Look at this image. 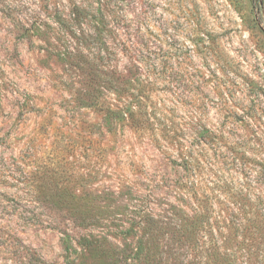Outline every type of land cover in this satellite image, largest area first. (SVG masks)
<instances>
[{"label":"rangeland","instance_id":"obj_1","mask_svg":"<svg viewBox=\"0 0 264 264\" xmlns=\"http://www.w3.org/2000/svg\"><path fill=\"white\" fill-rule=\"evenodd\" d=\"M262 167L264 0H0V264H212Z\"/></svg>","mask_w":264,"mask_h":264},{"label":"trees","instance_id":"obj_2","mask_svg":"<svg viewBox=\"0 0 264 264\" xmlns=\"http://www.w3.org/2000/svg\"><path fill=\"white\" fill-rule=\"evenodd\" d=\"M115 90H120L119 86L116 84ZM115 113H119L121 116L132 117L134 110L132 104H128L126 107L121 109L113 108L111 109ZM201 139L196 141V144L205 143L208 137H212L210 132L207 129L201 132ZM195 144L192 145V147ZM191 147V148H192ZM184 162L181 165L185 170H191L193 161L195 158H191L190 154L186 153L183 156ZM246 167L240 171V173L245 174ZM248 170L246 171V173ZM260 174H264V167L258 171ZM259 184H264V179H255ZM263 182V183H262ZM247 197V195H246ZM207 204V203H206ZM209 207L205 205V211L199 212L195 216L196 220H193L192 228L188 232V236L193 237L195 245H198V239H200V233L204 232L208 235H211V245L208 248V255L212 257V264H240L237 261L236 253L233 252V247H228L229 242L232 239H236L238 236H241L239 241L242 244H245L246 252L251 251V247L255 246L260 251L264 252V191L260 189L257 193L256 198L247 199L242 207V214L237 218L238 221L233 224H228L225 226V229L221 230L220 236L226 237V245H222L215 236L218 234L217 228L210 227V212ZM207 221L209 224V229H204V221ZM202 228H201V227ZM231 235V236H230ZM206 236V235H205ZM222 245V246H220ZM223 249V250H222ZM68 264V263H67Z\"/></svg>","mask_w":264,"mask_h":264}]
</instances>
